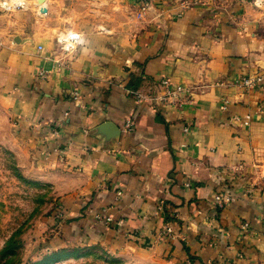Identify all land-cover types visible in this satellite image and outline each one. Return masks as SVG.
Wrapping results in <instances>:
<instances>
[{"label":"crops","instance_id":"crops-1","mask_svg":"<svg viewBox=\"0 0 264 264\" xmlns=\"http://www.w3.org/2000/svg\"><path fill=\"white\" fill-rule=\"evenodd\" d=\"M24 1L0 5V111L22 173L56 206L53 241L128 264H257L264 0H151L143 14L137 0ZM161 78L189 100L156 102Z\"/></svg>","mask_w":264,"mask_h":264},{"label":"rangeland","instance_id":"rangeland-1","mask_svg":"<svg viewBox=\"0 0 264 264\" xmlns=\"http://www.w3.org/2000/svg\"><path fill=\"white\" fill-rule=\"evenodd\" d=\"M150 1H136L140 14L147 11ZM181 1L194 5L200 0ZM17 144L0 111V264H128L125 259L99 249L82 250L75 240L65 241L66 246L53 241L60 229L51 221L55 216L51 220L45 218L55 214L56 206L44 198L47 188L40 190L36 180L22 173L23 161L14 148ZM61 220L57 217L56 224L64 225ZM5 248L9 250L3 255ZM67 252L72 256L52 260ZM257 264H264V257L257 259Z\"/></svg>","mask_w":264,"mask_h":264},{"label":"built area","instance_id":"built-area-1","mask_svg":"<svg viewBox=\"0 0 264 264\" xmlns=\"http://www.w3.org/2000/svg\"><path fill=\"white\" fill-rule=\"evenodd\" d=\"M196 0H194V3ZM1 7L5 11H11L14 9H21L25 5L24 0H1ZM70 42L77 40V37L71 36ZM241 84L244 88L250 89L254 86V81L250 78H245L241 81ZM156 90H158V96L155 99V101L159 102V104L163 105H176L185 103L190 98V89H185L178 85H173L169 82L166 78H161L157 81L156 86L154 87ZM78 98V93H73V99ZM226 102H224L225 104ZM247 124L246 122L244 123ZM132 123L130 121H127L124 125L125 130H131L132 129ZM186 187H189V183L185 184ZM118 196H120V192L117 193ZM214 202L218 207H224L225 205L229 204L231 202V199L227 195H215L214 196ZM161 208V204L159 206V209ZM94 219L97 220L99 223H101L104 227L107 228H122L123 223L122 220H114L109 215L97 213L94 215ZM242 230L247 229V225H243ZM170 232L167 231V234Z\"/></svg>","mask_w":264,"mask_h":264},{"label":"water","instance_id":"water-1","mask_svg":"<svg viewBox=\"0 0 264 264\" xmlns=\"http://www.w3.org/2000/svg\"><path fill=\"white\" fill-rule=\"evenodd\" d=\"M42 1L41 0H39V3H41ZM45 11L44 10H42V11H40V13H44ZM15 40V42H19V39H14ZM113 130H115V131H117V129L116 128H114L113 127V125L111 124V123H107V122H105V123H103L102 125H101V127H100V131H105L106 133L107 132H110V131H113Z\"/></svg>","mask_w":264,"mask_h":264},{"label":"trees","instance_id":"trees-1","mask_svg":"<svg viewBox=\"0 0 264 264\" xmlns=\"http://www.w3.org/2000/svg\"><path fill=\"white\" fill-rule=\"evenodd\" d=\"M166 213V215H168V213L167 212H165ZM169 218V217H168ZM107 229V228H106ZM110 229H112V227L110 228ZM8 248H5L4 249V254L3 255H6L7 254V252H8ZM64 251H66V250H64V249H61V252H64ZM60 252V251H59ZM72 255L70 254V252H67V254H64L63 256H54L53 257V259L52 260H57V259H66V258H68V257H71ZM40 264V263H39ZM41 264H47V262L46 263H41Z\"/></svg>","mask_w":264,"mask_h":264}]
</instances>
